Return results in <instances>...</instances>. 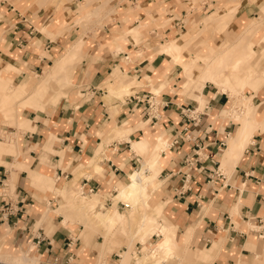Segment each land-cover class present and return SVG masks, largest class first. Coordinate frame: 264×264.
I'll list each match as a JSON object with an SVG mask.
<instances>
[{"label": "crops", "instance_id": "crops-1", "mask_svg": "<svg viewBox=\"0 0 264 264\" xmlns=\"http://www.w3.org/2000/svg\"><path fill=\"white\" fill-rule=\"evenodd\" d=\"M84 1L0 0V68L10 64L12 74L20 70L13 81L47 70L70 44L84 39L82 52L63 76L74 88L49 95L48 101H54L43 111H27L34 131L20 135L18 148L16 144L1 148L0 163L8 160L14 167L0 165V181L5 176L15 188L14 197L6 200L8 205H2L0 198V254L26 250L38 264H53L55 259L64 263L70 255L74 264H97L98 256L85 248L88 242L84 247L75 236L80 225L57 213L67 207L62 206L56 185L68 183L65 187H69L81 174L76 181L82 195L94 193L83 199H91L95 212L108 216L120 212L101 211V195L109 192V184L115 185L112 192L117 191L115 197L121 201L125 182L130 183L131 174L150 162L155 163L158 177L144 191L150 200L149 190H156V212L168 223L160 232L161 242L167 239L179 250L178 243L189 242L194 234L197 245L207 247L200 249L220 246L214 264H235V259L252 253L249 233L260 242L253 227L264 218V83L253 91L247 86L248 76L242 81L233 77V87L224 91L228 88L224 76L220 83L204 82L196 90L185 86L182 77L194 57L192 50L184 49L174 62L158 49L169 40L193 36L208 15L236 8L228 25H217L206 33L207 45L220 52L230 38L264 21V0H94L79 11ZM91 13L94 17L81 32L76 22ZM135 29L137 35H131ZM261 30L264 33V23ZM198 50L206 53L208 47ZM262 51L263 44L254 47L257 56L249 66L264 69ZM63 60L66 66L70 62L67 57ZM112 78L127 83L130 90L109 91L106 83ZM244 81L242 94L252 97L256 131L231 159L229 144L240 125L231 90ZM38 82L33 77L14 82L18 85L15 100L20 102L25 92L21 86L26 91L42 89ZM147 92L156 95L158 109L153 116L157 119L147 118L143 105L129 101V95ZM143 141L150 146L145 159L135 149ZM29 172L52 179L54 189L35 187ZM156 181L158 188H149ZM105 205L112 207V201ZM8 209L17 212L10 214ZM87 217H81L80 234L89 224ZM147 217L150 229L157 220ZM143 240L146 244L147 237ZM104 242L96 247L90 243L101 258L108 254ZM118 260L108 263L118 264Z\"/></svg>", "mask_w": 264, "mask_h": 264}, {"label": "rangeland", "instance_id": "rangeland-1", "mask_svg": "<svg viewBox=\"0 0 264 264\" xmlns=\"http://www.w3.org/2000/svg\"><path fill=\"white\" fill-rule=\"evenodd\" d=\"M94 0H85L84 3L89 4L93 2ZM98 1V0H97ZM102 1V0H101ZM83 3V4H84ZM103 3V2H102ZM83 4L80 6V9H83ZM95 12L97 9L94 10ZM264 11V9H263ZM235 12L234 11H222V12H215L208 15L206 19H204L202 22H205L204 26L202 29L204 30L203 34L199 37V41H207L206 33H210V29L217 25H228L232 18L234 17ZM213 16V17H211ZM90 17H94L93 13L89 14L88 17L82 19L79 23L76 22V25L80 27L81 32H84L87 30V24L90 22ZM211 17V19H209ZM209 19V20H208ZM100 21V20H99ZM264 21H259V22H254L250 24L242 33L241 35L234 36L228 40L226 43V48L231 47V45L235 44L237 41L243 38L246 33L248 28H251L253 26H258L259 27V32L257 33L256 37L250 40L249 43V48L247 51V56L249 59V64L250 61L253 60L257 54L254 52V47L259 44H263V51L261 52L262 55L264 56V43L261 42V38L264 36L263 31L261 30V27L263 26ZM68 28V27H67ZM217 31V30H216ZM220 33V31H217ZM223 32V31H221ZM131 35H137V29L132 30L130 32ZM191 38V37H190ZM187 38L184 39L181 45V52L184 49H187L191 47V39ZM170 41V40H169ZM167 41V42H169ZM196 41V40H195ZM197 42L194 44L195 46L193 48H200L201 50L204 49V47H208L206 42L199 43ZM82 44L81 49H77V45ZM197 44V45H196ZM84 46V39H80L76 41L75 43H72L68 46L66 51L63 53L62 57H67V61H70L67 63L66 68H63L62 70H57V71H52L53 65L46 70L44 68L42 71L30 73L29 76H26L23 79H18L13 81L14 75H18L20 73V70L17 73L12 74V66L10 64L1 66L0 68V128L7 132L6 134L9 136L8 140L6 141L4 138L6 136H2L0 134V152L1 148L5 147L11 148V146H15V143L18 148V137L26 131H34V128H31V119L27 118L29 117V112L27 111H43L45 107L47 108L48 104L54 101L53 99L49 100V95H52L56 90H69L71 91L74 88V84H69V82L63 78L65 76L66 71L68 69L69 65H71L73 58L78 54L82 52ZM118 47V46H117ZM214 50H212L213 52ZM194 52V50H192ZM215 52V51H214ZM63 57V58H64ZM230 58H234L233 54H230ZM248 66L246 68L250 69V72L252 74H249L248 69L244 70H236V72L230 71L227 74H224V78L222 79L223 82L226 83V89H223L224 91H227L228 89H231L233 87V77L234 78H239L241 81L245 79V77L250 75V81L248 83V87H250L253 91H256L263 83H264V69L263 70H258L254 66ZM253 67L256 69V71L259 73V75H256L257 72L253 70ZM46 70L45 74L41 76ZM11 73V75H10ZM30 77H33L36 81L39 80L40 82L37 83V85L41 84L42 89H37L35 91H26L24 86H21V90L25 91L21 94L20 96V102H17L15 100V95L17 94V84H13L14 82H20L23 80H26ZM43 77V78H42ZM184 81V85L196 90H199L205 83L198 78H192L189 79L187 77L182 76ZM53 81V83H51ZM247 82H241L240 84L236 85L235 88H233L232 94L234 95L235 99V108L237 111V115H241L244 113H249V109L255 108V106L252 104V97H246L242 94L243 89L246 87ZM141 85H144L143 83ZM151 86H153V82H151ZM225 86V85H224ZM152 92H153V87H151ZM222 90V88L220 87ZM126 91L130 89H112L109 91ZM121 95H123L121 93ZM123 99V98H120ZM47 113L46 111H44ZM42 112V113H44ZM256 114V111H255ZM238 120V118H237ZM30 127V128H29ZM5 135V134H3ZM158 154V152L156 153ZM154 155L153 157H155ZM21 156L18 155L15 157L13 160L19 159ZM144 159L146 157H143ZM10 161H5V163H0V165L6 166L8 169L14 167L10 165ZM98 166V165H97ZM155 170V168L153 169ZM137 171V170H135ZM29 175L31 179L33 180V185L35 187H48L49 189H54L55 186H53V180L52 179H47L45 176L37 174L36 172H29ZM81 174H76L74 181L70 184L69 187H65L68 183H58L55 188H60L61 191H57L56 193L60 198L63 200V207H67L65 211H60L57 213H63L66 215V217L70 218V222L72 223H78L80 227L76 229L75 236L78 237L80 240L81 244L85 247V241L87 240L89 247H85L88 250H91V255L96 258V255L98 256V261L97 264H109V263H114L116 262L119 257V253H123L125 251H128L131 249V252L133 254V259L131 264H161L163 260H165L166 264H214V261L217 260V255L220 250V246L214 244V248L210 249H200V248H205L206 246L203 245H197V243L194 241V234L193 238L189 241H185V236L186 233L183 232L182 238L184 240L181 241V244L178 243L180 246L179 250L172 254L169 258H166L168 254H160L158 253L157 257L149 259L146 258L147 256V251L145 249V245L147 248L153 249L155 248L156 245L160 244L161 242V231L163 228H167V224L160 215L156 212V207L157 205L154 206L155 204V196L154 193L156 192L155 189H150V200H149V207L144 208L142 205H135L133 206V217L129 221V224L124 223V224H119L115 228L109 230L106 232L104 224L102 225V221H93L91 219H95V209L86 212H84L80 209L82 205V199L84 197H88L93 195L94 193L87 194L84 193L82 195V190L80 189V186L77 184V179L81 177ZM150 178L153 177H158V172L155 171H150L149 172ZM127 182V181H126ZM125 184H129V181ZM8 185V182H7ZM9 187H7L6 192L7 193H14V188H15V183L9 182ZM159 186V182L156 181L151 187H155L156 189ZM62 187V188H61ZM109 192H106L105 194L101 195V211L106 212V209L108 208H114L119 210L123 214H127L128 211L131 210V208H128L126 204L123 201H120V199L116 198L115 196L117 195V191L112 192L115 188V185L113 183L109 184ZM14 197V195H12ZM112 201V207L106 206L105 203L107 200ZM119 205V206H118ZM111 206V205H110ZM119 208H118V207ZM86 214L89 217V226L93 229V231H89L88 235H82L80 234V230H83V224L81 223V217L83 219H86ZM148 216H154L156 218L155 224L150 228L147 225L150 223L148 220ZM65 217V219H66ZM87 217V219H88ZM236 226V225H235ZM237 228V227H236ZM173 234L176 235V229L171 230ZM147 237V242L146 244L144 243L143 237ZM83 237V238H82ZM85 237V239H84ZM110 240L109 250L108 254L106 255L107 258H101L100 255L97 253V251L92 250L90 243H92V246H97L100 244L102 241ZM83 241V243H82ZM185 241V242H183ZM248 241H252L253 245L248 246V249L252 251V253H245L246 256L239 257L235 259V264H260V258L259 256H262V259L264 260V241H257L252 234L249 233L248 235ZM131 244V248L129 245ZM144 246V247H143ZM185 246H188L189 251H185ZM207 248V247H206ZM27 256V258H26ZM28 261H27V260ZM137 259V260H136ZM167 260V261H166ZM0 262H5V263H14V264H29V263H34L35 261L31 259L30 255L26 250L22 251L19 250L18 252L10 253V255H1L0 254ZM93 264H96L95 261H92ZM109 262V263H108ZM36 263V262H35ZM77 264H83V263H77ZM85 264V263H84ZM90 264V263H89Z\"/></svg>", "mask_w": 264, "mask_h": 264}, {"label": "bare ground", "instance_id": "bare-ground-1", "mask_svg": "<svg viewBox=\"0 0 264 264\" xmlns=\"http://www.w3.org/2000/svg\"><path fill=\"white\" fill-rule=\"evenodd\" d=\"M87 5L88 4L84 3L83 7H86ZM222 11L224 10L220 9L217 12H222ZM229 11L236 12V8H232ZM211 17L209 19H211ZM204 24L205 22H202V27L204 26ZM203 32L204 30L201 28V30H198L190 38L192 43L189 49L194 50L193 52L194 57L193 59H191V62L184 68L182 76L187 77L189 79L198 78L201 79L203 82H211L218 84L220 83L221 78L224 76V74L228 75L230 71L236 72V70L238 69L244 70L245 67L248 65L249 59L247 56V51L249 48V43L252 38L256 37L257 33L259 32V27L253 26L251 28H248L246 35L243 38L241 37L239 42L237 41L235 44L231 45V47L226 48L220 52H214V51L212 52L213 49L209 48V50L206 53H202L201 51L198 50V47L193 48L197 40L199 41V37L203 34ZM184 39L186 38H183V40L176 39V40H170L169 42H165L162 46L159 47L158 52L170 56L171 58H173L172 60L175 62V60L179 59L180 57L181 45ZM187 42H188V38H187ZM202 42L199 41V43ZM81 45L82 44L77 45V49H81L82 48ZM230 54H233L234 58H230L229 57ZM63 57L55 61L52 71L55 72L57 70H62L63 68H66ZM172 60L171 62H173ZM248 78H250V76H248ZM106 87L108 90H112V89L118 90L122 88H124L125 90L129 88V85L121 80L112 78L106 83ZM255 116L256 114L254 107L253 109H249V113L246 112L244 114L237 116L240 125L236 139L234 138L235 140H233L229 144L230 145L229 154L231 159H233V156H235L237 150L245 147L246 144L249 142L250 138H252L251 137L252 133L256 129ZM6 133L7 132H5L0 128V134L2 136H6L4 139L7 141L9 136ZM135 149L137 150L140 156L147 157V155H149L150 146L146 141H143L137 143ZM154 168H155V163H150V162L144 163L141 166L140 171L131 174L132 177L131 182L122 190L120 189L121 201H123L128 208H131V210L128 211L127 214H123L120 212H113L108 216H101L98 213H96L95 217L100 218V221H102L101 222L102 225L104 224L105 226L106 232L115 228L119 224H124V223L129 224V221L133 217L132 214L133 206L142 205L144 208L149 207V196L147 193H145L144 190L146 188L147 183L153 182L154 180L149 176L150 171L152 172L155 171L153 170ZM9 186L10 185L8 182V187ZM81 202H82L81 209L85 210L87 213L95 209V204L94 202L91 201V199L89 198L82 199ZM89 231H93V229L89 225H86L85 231L82 233V235L87 236ZM261 240H264V238ZM86 242L87 240L85 241V243ZM109 242L110 240L107 239L103 244V247L106 249L105 251H107V253L109 250V246H108V244H110ZM129 247L131 248V244L129 245ZM145 249L147 251V256H146L147 259H149V257L151 258L157 257L158 253L170 255L171 253H176L178 251L177 245L171 243L167 239L162 241L153 249L147 248L145 245ZM132 259H133V254L130 249L128 251H125L123 255L119 258L118 264H131ZM163 261L161 262V264H163ZM8 264H14V263H8ZM260 264H264V260H261Z\"/></svg>", "mask_w": 264, "mask_h": 264}, {"label": "built area", "instance_id": "built-area-1", "mask_svg": "<svg viewBox=\"0 0 264 264\" xmlns=\"http://www.w3.org/2000/svg\"><path fill=\"white\" fill-rule=\"evenodd\" d=\"M129 101L135 102L136 104H141L143 105V111L147 118L149 119H157L156 116L153 114H156V111L158 109V104L156 102V95L152 92H147L142 95H138L133 93L132 95L128 96ZM8 180L4 176L2 180L0 181V198L2 199V205L6 206L8 203L6 200L12 198L14 193H7L6 189L8 187L7 185ZM10 211V214H14L17 211H13L12 209H8ZM8 214V213H7ZM253 230L255 231L258 239L261 241V239L264 238V218L259 219L258 225L253 227ZM73 256L70 255L67 260L62 263L59 259H55L53 264H74L73 262ZM0 264H8L5 262H0ZM29 264H38L37 262L35 263H29Z\"/></svg>", "mask_w": 264, "mask_h": 264}]
</instances>
